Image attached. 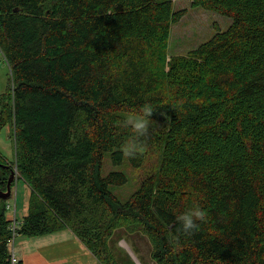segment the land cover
<instances>
[{
	"label": "trees",
	"instance_id": "1",
	"mask_svg": "<svg viewBox=\"0 0 264 264\" xmlns=\"http://www.w3.org/2000/svg\"><path fill=\"white\" fill-rule=\"evenodd\" d=\"M192 4L233 23L169 58L187 13L173 0H0L11 71L0 134L11 126L8 169L31 190L17 236L68 229L102 264H121L110 244L125 229L147 237L157 264H264V0ZM145 102L152 124L129 158L119 122ZM151 149L157 168L121 201L112 189L127 175H103L105 158L139 169ZM194 206L206 218L184 235L176 217ZM6 211L0 199V264L12 256Z\"/></svg>",
	"mask_w": 264,
	"mask_h": 264
},
{
	"label": "rangeland",
	"instance_id": "2",
	"mask_svg": "<svg viewBox=\"0 0 264 264\" xmlns=\"http://www.w3.org/2000/svg\"><path fill=\"white\" fill-rule=\"evenodd\" d=\"M173 7L176 11L186 9L187 13L179 23L173 25L171 28L167 46L169 58L171 56L187 55L202 43L212 39L217 31L228 30L233 23V20L227 16L194 7L192 0H173ZM10 86V67L3 54L0 53V95L5 94ZM11 135V126L5 127L0 134V152L10 162L13 160L15 154V141L12 140ZM158 161L159 152L157 149L149 150L145 164L139 169L133 168L125 161L120 165H115L111 158L107 156L104 160L102 174L107 175L111 171L126 173L128 178L127 184L113 187L112 189L119 196L120 200L124 201L138 189L143 178L157 168ZM21 182H17L14 187V195L8 200L7 211L8 206L10 211L16 208L17 189L19 192L22 191ZM17 204H20L19 197ZM110 245L114 252L113 254L119 259L121 264H157L152 258L151 244L141 232L130 234L125 229H122L116 232L111 239Z\"/></svg>",
	"mask_w": 264,
	"mask_h": 264
},
{
	"label": "crops",
	"instance_id": "3",
	"mask_svg": "<svg viewBox=\"0 0 264 264\" xmlns=\"http://www.w3.org/2000/svg\"><path fill=\"white\" fill-rule=\"evenodd\" d=\"M21 181H18V183ZM22 191L17 189L16 218L21 223L27 216L30 188L23 182ZM19 197L20 204H17ZM11 212L6 217H11ZM22 264H102L86 245L71 231L62 230L45 236H17L12 249Z\"/></svg>",
	"mask_w": 264,
	"mask_h": 264
},
{
	"label": "clouds",
	"instance_id": "4",
	"mask_svg": "<svg viewBox=\"0 0 264 264\" xmlns=\"http://www.w3.org/2000/svg\"><path fill=\"white\" fill-rule=\"evenodd\" d=\"M154 111L152 105L145 102L137 111L129 113L126 118L119 122L123 128L128 129L130 132L129 138L122 145L124 156L132 158L143 151L142 139L149 132L150 122L152 121L150 117ZM205 218V212L199 206L183 211L176 217L180 225L179 231L184 235H192L198 230L199 223L204 221Z\"/></svg>",
	"mask_w": 264,
	"mask_h": 264
},
{
	"label": "flooded vegetation",
	"instance_id": "5",
	"mask_svg": "<svg viewBox=\"0 0 264 264\" xmlns=\"http://www.w3.org/2000/svg\"><path fill=\"white\" fill-rule=\"evenodd\" d=\"M4 94H2V95H0V97L1 96H3ZM4 99H2V98H0V112L2 111V109H3V107H4ZM6 127H10V125H8V126H6ZM13 140V139H12ZM0 154H1V152H0ZM1 156L3 157V159L5 160V162H7V164L6 163H4V164H2V163H0V167H2V168H10V164H9V160L7 159V158H5L2 154H1ZM16 156H15V154H14V158H15ZM14 158H13V160L12 161H14ZM11 161V162H12ZM8 171H9V177H8V180H7V185H6V188L5 189H2L1 187H0V189H1V192L2 193H7V187H8V183H9V181H10V178H11V175L13 174L14 176H13V178H12V180H11V197H12V195H14V187H15V185L17 184V182L18 181H20L19 180V174H18V171H17V168L15 167V168H13V170H10V169H8ZM1 200H3V201H6L7 202V204H8V201L7 200H4V199H2V198H0ZM6 213H7V211H6Z\"/></svg>",
	"mask_w": 264,
	"mask_h": 264
},
{
	"label": "built area",
	"instance_id": "6",
	"mask_svg": "<svg viewBox=\"0 0 264 264\" xmlns=\"http://www.w3.org/2000/svg\"><path fill=\"white\" fill-rule=\"evenodd\" d=\"M8 211H10L9 210V206H8ZM10 212L12 213L11 217L10 218L6 217V218H7L8 221H10V223H11L10 230L13 232V237L9 241L10 251H11V254H12V256H11V264H17L18 260L15 257L12 249H13V246H14L15 239L17 237V228H18L20 222L16 218V209L13 208Z\"/></svg>",
	"mask_w": 264,
	"mask_h": 264
},
{
	"label": "water",
	"instance_id": "7",
	"mask_svg": "<svg viewBox=\"0 0 264 264\" xmlns=\"http://www.w3.org/2000/svg\"><path fill=\"white\" fill-rule=\"evenodd\" d=\"M13 174L11 175L10 181L8 183V187H7V193H2L1 189H0V198L4 199V200H9L11 198V180L13 178Z\"/></svg>",
	"mask_w": 264,
	"mask_h": 264
}]
</instances>
